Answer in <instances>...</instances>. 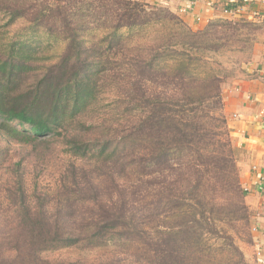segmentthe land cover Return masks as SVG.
I'll use <instances>...</instances> for the list:
<instances>
[{"label":"trees","instance_id":"1","mask_svg":"<svg viewBox=\"0 0 264 264\" xmlns=\"http://www.w3.org/2000/svg\"><path fill=\"white\" fill-rule=\"evenodd\" d=\"M1 21L0 34L21 22L19 32L63 48L45 61L19 38L0 46V264H79L47 256L111 245L118 251L91 264H207L212 239L225 241L233 264H248L232 237L249 218L223 113L226 79L198 69L200 53L241 50L255 21L194 31L138 1L0 0ZM156 24L167 31L131 53L120 32ZM109 83L118 94L100 113ZM2 143L31 147L45 168L60 144L68 159L54 188L29 183L21 163L2 169Z\"/></svg>","mask_w":264,"mask_h":264},{"label":"rangeland","instance_id":"2","mask_svg":"<svg viewBox=\"0 0 264 264\" xmlns=\"http://www.w3.org/2000/svg\"><path fill=\"white\" fill-rule=\"evenodd\" d=\"M150 6H155L154 4H148ZM254 21V20H247ZM256 23L249 22V28H246L241 31V39L246 42L245 46H242V49L239 51H231L230 49L222 50L219 53H211V54H202L199 56L203 58V67L201 66L198 69V72L205 74L206 73H217L222 77H225L226 82L222 86V101H223V89L233 80H241L245 78L247 75L248 69L251 64L254 62L255 58L259 56V49L261 48L264 41V21H256ZM3 22H0V26ZM24 24L18 22L14 26H11L10 29H2V33L0 34V46H5L10 42V38L13 41H16L18 38L21 39L25 48V54L30 55L33 59L52 61L55 60L56 56L62 51L63 43L57 39L52 38L42 33H22L19 32L23 28ZM167 25H150L144 27L140 30H136L134 32H130L127 30H122L120 32L122 38H124L127 42V48L132 53L134 52V47L144 46L149 44L156 38H160L163 33L167 31ZM169 28V27H168ZM193 30V29H192ZM196 31V30H194ZM19 32V33H18ZM97 35L101 34V30L96 32ZM206 62V63H205ZM120 81V80H118ZM117 81V82H118ZM116 82V83H117ZM116 83L106 84L107 86L101 90L98 101L97 110L103 113L108 112L111 107L112 101L115 99V94L118 93V87ZM93 121H99L98 118L92 116ZM99 123V122H98ZM64 133V132H63ZM231 138V137H230ZM8 148V154L3 155L1 158L4 159V165H2V169H13V166L21 163L26 169V174L28 176L29 183L33 182L36 177L39 179L40 187L52 190L56 185L57 180V171L61 169L64 164H66L68 155L64 152L63 147L58 144L53 147L52 155L50 157V165L48 168H45V165H40L35 160L36 152L31 151V147L24 148L18 144L10 143L7 145L6 143H2V149ZM39 152V151H37ZM237 152L234 151V157L237 165ZM22 166V167H23ZM41 169H47L46 171H41ZM238 176H239V169ZM7 170H4L3 178L6 179L8 174H5ZM240 182V178H239ZM241 185V184H240ZM242 189V187H241ZM242 193L245 191L242 189ZM244 198V197H243ZM245 203V200H244ZM246 205V204H245ZM247 207V206H246ZM247 215L249 218V212L247 209ZM250 231L251 224L249 218V226L245 227L241 226L235 231V235L232 234L234 239L235 246L240 250L243 254L245 261L248 264V260L245 257L244 249L250 245ZM223 245L225 241L222 239L215 240L212 239L208 242L207 246L204 248L206 253H203L202 258L207 264H233L235 257L232 252L227 253L223 249ZM123 249H127L129 252L126 253L128 255L133 251L131 246L123 247ZM116 247L114 245L109 246L108 248L98 249L93 251H80L77 249H65L52 254H48L47 258L50 260H64L79 264H91L94 262H98L101 259H104L107 256H110L112 253L117 252ZM125 253L122 254V256Z\"/></svg>","mask_w":264,"mask_h":264},{"label":"crops","instance_id":"3","mask_svg":"<svg viewBox=\"0 0 264 264\" xmlns=\"http://www.w3.org/2000/svg\"><path fill=\"white\" fill-rule=\"evenodd\" d=\"M169 9L193 30L215 19L264 21V0H131ZM240 7L227 16L222 5ZM223 113L237 152L240 184L245 191L251 224V243L244 254L251 264H264V41L259 56L243 79L231 81L223 89Z\"/></svg>","mask_w":264,"mask_h":264},{"label":"built area","instance_id":"4","mask_svg":"<svg viewBox=\"0 0 264 264\" xmlns=\"http://www.w3.org/2000/svg\"><path fill=\"white\" fill-rule=\"evenodd\" d=\"M223 1L224 0H214V3L218 4V3H222ZM252 1H254V0H252ZM240 9L241 8L237 7V6H228V5L224 4V5H222L221 12L224 15L231 16V15L239 14ZM259 188L264 190V187L262 184H259Z\"/></svg>","mask_w":264,"mask_h":264}]
</instances>
